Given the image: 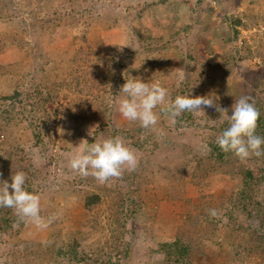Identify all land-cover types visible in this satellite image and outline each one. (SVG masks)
I'll return each instance as SVG.
<instances>
[{
  "label": "rangeland",
  "instance_id": "1",
  "mask_svg": "<svg viewBox=\"0 0 264 264\" xmlns=\"http://www.w3.org/2000/svg\"><path fill=\"white\" fill-rule=\"evenodd\" d=\"M159 1L0 0V36L6 43L0 52V171L8 162L4 150L17 145L21 152L16 155L29 169L25 190L39 195L43 217H55L42 230L18 218L0 233V264H156L164 259L160 245L174 240L189 203L196 205L201 195L214 191L225 192L226 178L217 176L205 183L195 175L211 135L219 134L216 126L222 117L215 107L200 114L184 112L183 122L176 124L158 106L155 130L142 128L135 134L139 122L125 120L116 102L126 80L140 78L159 82L169 101L178 95L211 96L230 114L236 99L258 84V67L264 70L263 57L257 53L249 61L237 58L245 54L244 43L251 52L257 48L252 38L259 41L257 31L264 30V0H208L212 13L193 12L181 0ZM146 3H155V9H147L139 21L138 9ZM240 12L248 15L244 20L252 26L241 28L232 41L224 15ZM72 19L80 29L75 38L68 25ZM184 22L194 23L180 31ZM132 25L143 36L164 35L168 41L157 47L151 39L143 43ZM173 31L180 32L170 37ZM147 44L155 48H143ZM85 45L101 58L96 71L104 74L98 80L105 84L92 94H76L68 82L76 51ZM142 63L145 70L135 71ZM206 66L209 70L200 76V68ZM260 84L264 87V76ZM36 89L50 99L44 106L50 119L42 130L37 128L42 110L32 96ZM14 90L20 100L4 98ZM35 132L41 139L37 143ZM110 136H120L134 150L138 158L134 171L124 170L121 178L100 183L70 169L69 158L80 147ZM89 193L99 200L88 207L84 198ZM224 199L220 206L213 196L207 198V212L216 209L219 214L209 217L217 227L208 225L209 232H197L204 229L203 215L197 228L189 227L193 241L201 243L202 257L193 258V263L263 264L256 254L232 260V243H237L227 230L232 206ZM234 216L244 221L238 210ZM245 222L258 225L255 219ZM257 228L264 233V224ZM74 245L75 253L69 254Z\"/></svg>",
  "mask_w": 264,
  "mask_h": 264
},
{
  "label": "trees",
  "instance_id": "2",
  "mask_svg": "<svg viewBox=\"0 0 264 264\" xmlns=\"http://www.w3.org/2000/svg\"><path fill=\"white\" fill-rule=\"evenodd\" d=\"M167 0H160L159 2L164 4ZM182 3L188 5L189 10L198 13L204 9V12L212 13L214 12L213 7L210 5L208 0H196L195 5L190 0H181ZM155 3H146L140 9H138L137 15L138 20L139 18L143 17L142 13L146 12L149 9L151 12L154 11ZM176 6L178 4L175 2V6L173 11L176 12ZM150 13H147L149 15ZM152 15V14H151ZM199 15V14H198ZM140 16V17H139ZM248 15L244 13H233L228 14L225 13L224 18L227 21V30L229 33L228 39L235 41L238 39L240 35L241 28H250L248 23L245 22L244 17L247 18ZM174 19L177 21L178 18L173 16ZM198 16L196 17L195 21H198ZM251 19L255 20V17H251ZM194 23V22H193ZM193 23L190 24H181L179 30H189ZM68 25L72 27L71 32L73 37H77L79 30H78V21L77 19H72L68 21ZM133 31L136 37L141 41H145V39H151L150 41H157L156 47L158 44L162 45V42L168 39L164 35L160 36H153L146 35L143 36L141 29L139 27L133 26ZM81 31H84L83 29ZM180 31H173L169 34V36L174 37ZM258 36H260V40L256 41L253 39L254 44H257V48H255V52H251L250 46L243 44V51L245 54H239V50L235 48V51L238 55V60H246L249 61L251 57H253L254 53L259 54L263 57L264 63V40L261 41V36L264 35L263 31H257ZM84 36V32H82ZM150 41L148 43H150ZM3 43V44H2ZM85 43V40L83 41ZM144 43V42H143ZM6 43L2 40L0 36V52L4 50ZM150 46V45H149ZM149 50L150 48L155 47H147L143 45V48ZM93 56V57H91ZM96 56V57H95ZM95 58V59H94ZM101 58L97 57V52L95 49H92L91 46L85 45L81 46L77 49L75 57L73 59L74 67L71 71V77L68 83L73 85V91L76 94L86 93V92H93V90L98 89L103 84V81H99L100 78H105L103 73H99L96 71L98 68V63L100 62ZM137 72H141L145 70V63L139 64L137 66ZM206 69L201 67L199 75L201 76L203 73L206 74ZM258 75L256 76V81L258 84H255L253 89H250L247 95L252 98L255 102L257 109L259 110L260 116L257 121V128L256 134L258 136L264 137V87L260 86L261 78L264 76L263 67H258ZM109 74V72H108ZM247 74L245 77H247ZM255 80V79H254ZM49 93L53 90L50 89L49 86H45ZM55 91V90H54ZM92 94V93H91ZM42 90L36 89L33 92V98L37 99L35 102L39 107V110H42V116L39 117L38 120V127L43 129V125L50 116L48 112H45V103L50 99L47 97H42ZM20 94L17 90H14L10 95H6L4 98L7 100L11 99H19ZM20 100V99H19ZM209 108V107H208ZM211 109V108H210ZM212 110V109H211ZM218 114H220L218 112ZM231 115V113L229 114ZM191 119V117H190ZM182 116L176 118V124H181ZM181 121V122H180ZM216 130L219 134L222 133L224 129L228 127V122L223 118L219 122V125L216 126ZM142 127L135 128V134H138ZM37 132V131H36ZM34 133V141L35 143L39 142L40 135ZM211 135L212 138L207 143V151L205 156L199 159L196 162V172L195 175L198 177V180H201L205 183H208L210 179H214L217 176H222L226 178V181L229 180L228 184L226 185L225 191L223 194L216 195L215 191L212 192L210 195H201V201L198 202L196 205L189 203V209L186 210V219L184 223L177 227L175 238L172 241L164 242L160 245V251L164 254V259L156 264H194L193 258H201V243L194 242L192 235L190 234L191 229L189 227H196L199 223V218L201 215L204 217V229L201 231H197L199 233H204L207 231L209 232L208 225L212 226L214 229L217 227V223L214 221H210V215L207 212L208 205H207V198L208 196H213V201H217L220 206L224 205L225 199L230 202L231 210L229 211V221L227 223L228 227L227 230H230V234H232L234 241L237 244L232 243V260L236 261L238 257L248 256L250 254H256L263 259L264 264V233L260 232L261 229L257 228L258 225L262 226L264 224V155L259 157L252 155L245 160H241L232 152H224L221 150L218 145L216 144V137L219 135ZM5 151L4 154L8 158V162L3 163V167L0 171V183L3 181H8L9 184L11 183V175L13 172L22 170L25 174H27L28 170L25 165V161H22L20 155H16L17 151H20L17 145H12L11 147ZM262 149H264V145H262ZM21 152V151H20ZM23 162V163H22ZM211 180V183H212ZM11 192L12 190L9 189ZM225 196V197H224ZM99 200V197L96 194H87L84 198L85 206H90L92 203H96ZM238 210L241 216H244V221H238V219L234 216V211ZM19 217L15 214V211L11 208L7 207H0V233H5L11 227V225L16 222ZM247 219L250 220H257V224L255 226H251L247 222ZM77 246L74 245L72 248L69 249V254L75 253V248ZM234 255V256H233ZM82 260H86L84 256L81 257ZM87 264V263H85ZM262 264V263H261Z\"/></svg>",
  "mask_w": 264,
  "mask_h": 264
},
{
  "label": "clouds",
  "instance_id": "3",
  "mask_svg": "<svg viewBox=\"0 0 264 264\" xmlns=\"http://www.w3.org/2000/svg\"><path fill=\"white\" fill-rule=\"evenodd\" d=\"M123 96L118 99V112L129 122H139L144 129H153L158 123L154 111L158 106L170 120L184 112L204 113V108L215 107L220 116L228 122V127L216 137V144L224 152H232L241 160L252 155H264V137L256 134L260 113L255 102L249 96L236 99L231 109L222 108L211 96L178 95L174 100H167L168 91L159 82H143L140 78H130L122 85ZM86 141V140H85ZM82 141L80 143L83 144ZM138 158L134 150L125 144L120 136L107 137L85 144L69 158V167L82 177L93 176L98 182L105 183L113 178H121L124 170L134 171ZM26 174L22 170L13 172L11 183H0V207L11 208L21 219L30 221L37 229H46L55 217L41 215L40 197L25 190ZM9 189L12 191L10 192ZM208 214L217 217L216 209Z\"/></svg>",
  "mask_w": 264,
  "mask_h": 264
}]
</instances>
